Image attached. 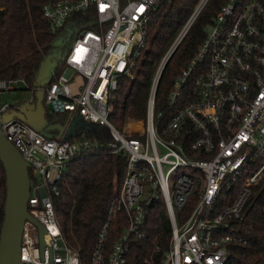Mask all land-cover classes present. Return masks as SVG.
I'll list each match as a JSON object with an SVG mask.
<instances>
[{
    "label": "built area",
    "instance_id": "1",
    "mask_svg": "<svg viewBox=\"0 0 264 264\" xmlns=\"http://www.w3.org/2000/svg\"><path fill=\"white\" fill-rule=\"evenodd\" d=\"M163 0H58L43 5L55 32L73 13L93 9L92 29L78 32L66 69L43 91L49 113L108 127L105 149L123 152V180L107 208L90 264H127L133 241L147 236L153 202L162 198L171 226L159 264H227L229 246L243 241V208L264 176V0H225L204 26L205 36L167 96L175 111L165 122L154 111L160 74L209 0H199L154 76L143 119L120 127L108 119L121 76L131 74L144 47L150 13ZM84 78L73 89L72 73ZM10 82L0 81V90ZM0 107V131L22 155L30 178L29 215L50 235L41 256L36 224L25 219L20 264H82L62 236L52 202L67 164L99 144L87 138L47 137ZM238 186L234 192L235 186ZM46 195H42V190ZM226 193V194H223ZM190 204L191 209L184 211ZM116 239L109 251L110 230Z\"/></svg>",
    "mask_w": 264,
    "mask_h": 264
},
{
    "label": "trees",
    "instance_id": "2",
    "mask_svg": "<svg viewBox=\"0 0 264 264\" xmlns=\"http://www.w3.org/2000/svg\"><path fill=\"white\" fill-rule=\"evenodd\" d=\"M55 1L58 0H0V81H22L36 104L38 93L43 95L44 89L64 70L68 48L78 32L92 27L95 19L93 9L89 8L83 13H73L63 26L52 32L42 8ZM198 1L163 0L150 13L144 47L134 59L131 74L119 77L110 100L112 108L108 119L114 126L145 117L147 99L159 64ZM224 1H208L166 62L157 82L154 103L155 114L164 113L161 121L165 122L175 111L167 103L172 84L202 42L204 26ZM41 107L48 125L67 126L63 134L65 140L83 136L100 146L97 150L80 151L75 155L57 183L58 193L52 196L65 242L77 251L82 264H90L98 231L124 177L126 155L105 149L112 139L107 126L85 122L78 117L69 120L68 113H49L43 101ZM58 133V129L49 131L53 138ZM4 201L5 173L0 161V228ZM190 209L188 204L184 211ZM147 222V236L132 242L126 256L127 264H159L162 254L169 248L171 226L162 198L153 202ZM240 225L243 241L229 246L227 264H264V176L251 189ZM115 232L113 227L106 252L115 242Z\"/></svg>",
    "mask_w": 264,
    "mask_h": 264
},
{
    "label": "water",
    "instance_id": "3",
    "mask_svg": "<svg viewBox=\"0 0 264 264\" xmlns=\"http://www.w3.org/2000/svg\"><path fill=\"white\" fill-rule=\"evenodd\" d=\"M42 101L43 95L39 92L37 95V106L40 109V117L38 119L32 117L31 112L19 111L17 108L11 109L10 112L14 117L29 124L47 137H51L49 134L50 130L58 129L59 133L55 138H59L65 127L48 125L44 118V109L41 107ZM0 161L5 173L4 216L0 228V264H20V241L25 219L33 221L38 228L41 256H43L44 247H49L50 235L45 227L33 219L27 211L30 193L28 169L18 149L7 140L1 131Z\"/></svg>",
    "mask_w": 264,
    "mask_h": 264
},
{
    "label": "rangeland",
    "instance_id": "4",
    "mask_svg": "<svg viewBox=\"0 0 264 264\" xmlns=\"http://www.w3.org/2000/svg\"><path fill=\"white\" fill-rule=\"evenodd\" d=\"M87 29H92V28L89 27ZM70 46L68 48L67 53L69 52ZM63 65H64V69H66L67 66L65 62ZM72 77L73 80H71L70 84L73 87V89L76 90L75 85L82 84L84 78L81 74L77 72H73ZM9 85L10 86L7 89L0 90V107L3 104H8L12 108H17L19 111L31 112V116L38 119L40 117V109L38 108L37 104L32 100L31 92L24 89V83L22 81H15V82H10ZM11 116H12L11 112L9 110L6 111L5 120L11 119ZM81 138H83V136ZM41 193L42 195H46L44 189L42 190Z\"/></svg>",
    "mask_w": 264,
    "mask_h": 264
},
{
    "label": "crops",
    "instance_id": "5",
    "mask_svg": "<svg viewBox=\"0 0 264 264\" xmlns=\"http://www.w3.org/2000/svg\"><path fill=\"white\" fill-rule=\"evenodd\" d=\"M31 95H32V93H31ZM32 100L34 101V96L32 95ZM12 109V108H11ZM11 109H9V111L11 110Z\"/></svg>",
    "mask_w": 264,
    "mask_h": 264
}]
</instances>
